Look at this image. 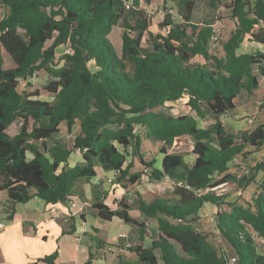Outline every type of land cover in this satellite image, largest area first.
Returning a JSON list of instances; mask_svg holds the SVG:
<instances>
[{"label":"trees","instance_id":"1","mask_svg":"<svg viewBox=\"0 0 264 264\" xmlns=\"http://www.w3.org/2000/svg\"><path fill=\"white\" fill-rule=\"evenodd\" d=\"M199 1L228 13L234 25L221 57L208 50L212 22H194L196 0H164L157 34L146 12L152 0H0L6 11L0 18V192L13 205L32 197L66 203L76 182L94 177L99 167L118 175L104 198L93 202L96 216L122 219L142 235L143 224L129 217L125 202L116 204L115 192L167 179L173 185L168 198L137 201L140 214L157 224L150 245L133 248L138 264H228L211 234L192 225L206 204L223 209L214 225L234 264H264L255 241L264 243V176L255 182L228 172L239 158L264 173V124L237 137L219 122L200 129L195 118L174 114L184 94L200 118L202 106L216 117L232 114L244 92L264 107V52L237 53L246 37L264 44V0ZM167 6L176 11L175 21ZM115 27L120 52L110 42ZM62 46L70 52L56 62ZM41 71L45 84L20 91L22 80ZM62 125L69 146L56 139ZM184 138L194 142L191 166L169 151ZM143 142L161 156L159 168L143 159ZM76 150L82 163L71 167ZM262 150L254 163L251 155ZM134 160L143 168L131 173ZM252 182L257 185L250 200H226ZM56 258L53 253L34 264H55ZM92 259L89 253L84 264Z\"/></svg>","mask_w":264,"mask_h":264},{"label":"crops","instance_id":"2","mask_svg":"<svg viewBox=\"0 0 264 264\" xmlns=\"http://www.w3.org/2000/svg\"><path fill=\"white\" fill-rule=\"evenodd\" d=\"M0 12L1 18L6 11L0 6ZM146 12H148L147 9ZM246 39L248 38L246 37ZM261 46L264 47V45ZM257 51L264 52L262 49ZM255 52H244L240 50V47L237 49L238 54ZM260 82L263 81L261 80ZM256 110L263 113L264 107L260 106L258 99L244 92L238 98L237 106L232 114L222 117L212 116L217 119L225 118L228 126L232 129L246 130L247 128L244 127L241 118L247 115L246 112H255ZM138 133L142 134V131ZM120 151H122V148ZM169 151L172 153L171 148ZM140 152L145 162L154 161L155 164L156 162L159 163L158 167L155 164L154 167H160L161 156L156 153L149 143L143 142ZM144 153L151 154L150 160L147 161ZM262 156L263 150L253 153L251 158L255 163ZM78 161L76 162L75 158H72L71 153L68 165L72 167L82 163L81 155ZM184 161L186 162L185 158ZM130 162H132V158L129 155L127 163ZM233 163L230 166L241 164L246 166L248 170L253 166L246 162L244 163V161L242 162L239 158L234 159ZM136 166H139L138 170L135 169ZM142 168L137 160H134L130 172H138ZM229 170L230 167L228 172ZM95 172L96 175L94 177L82 179L86 183L85 185L79 184V181L76 182L73 196L66 203L49 205L37 197H32L26 203L13 205L8 199L7 193L5 191L0 192V225L3 226L2 228L0 227V264H34L37 260L53 253H57L55 264H84L89 257V253L93 256L91 264H138L133 248L140 242L142 247L149 246L151 239L156 235L157 224L155 219H148L140 214L136 207L137 201L140 199L145 203H149L158 197L168 198L159 192H157L158 194L145 196L140 191L151 184H162V186H165V183L169 181L163 179L157 183L115 192L116 204L120 201L125 202L129 207L127 211L129 217L138 224H143V229H141L143 234L141 235L136 225L125 223L122 219L112 217L110 220H102L96 216L92 209V204L97 198L100 200L104 198V194L109 191L112 180L115 177L113 172H104L99 167H95ZM241 191L230 194L226 200L230 203L237 201L238 198L236 197H239L238 194L240 193L242 196ZM71 199L81 204L82 211L80 213L69 205ZM207 205H204L201 209L197 221L202 220L201 213ZM209 206L217 208L213 205ZM52 207L56 211L55 214L50 215L49 210ZM115 209L117 208L115 207ZM194 228L198 232L210 233L211 238L221 246L226 255L232 256L231 250L216 233V230L214 231L218 236L214 232L199 231L195 226ZM76 233L79 236L76 237ZM120 235L125 237L120 238Z\"/></svg>","mask_w":264,"mask_h":264},{"label":"rangeland","instance_id":"3","mask_svg":"<svg viewBox=\"0 0 264 264\" xmlns=\"http://www.w3.org/2000/svg\"><path fill=\"white\" fill-rule=\"evenodd\" d=\"M164 0H153L152 4L147 7V15L151 20L150 30L154 34H157L159 32L158 29V23L161 22L160 14L164 13L163 10V3ZM166 1V0H165ZM170 5V4H169ZM167 8H171L173 11V20L177 19L176 11L172 9V7L167 6ZM1 13V12H0ZM228 13H223V11L219 9H213L209 7V5L206 2H201L199 0H196V5L194 9V22L198 25H201V23L204 21H210L212 22V28H213V36L209 41L208 44V50L209 53L216 56L221 57L222 56V47L221 44L224 40L229 38L230 33L234 30V26L232 21L229 19ZM264 29V28H263ZM162 32V31H161ZM164 33V32H162ZM110 42L116 52H120V32L118 28H113L111 34H110ZM264 45L259 41H255L253 39H245L243 43L240 44V50L244 52H255L259 49L264 50V47L261 46ZM67 47H59L56 49L55 52V61L57 62L58 59L61 57V55L65 54L67 51ZM199 60V59H198ZM63 65L62 62H60L57 67H61ZM36 78L32 80L31 78H28L27 80H22L20 82V91H35L40 88L41 85L45 84L46 80L48 79V76L44 72H37ZM28 84L32 85V88L28 87ZM41 99H46L45 96H41ZM188 96L182 95L180 99H178L174 106V114L175 116L179 115H187L191 116L196 119L197 125L200 129H208L212 127L216 122L221 123V125L225 128L226 132L233 134L237 137H239L243 132H251L255 128H257L259 125L264 124V112L260 113L259 110H256L255 112H246L247 115L243 116L241 119L243 121L244 127L247 128L246 130L242 129H232L230 126H228L227 120L225 118L217 119L216 117L212 116V114L209 112V110L202 106L204 117L200 118L188 105ZM137 131H141L139 127H136ZM57 140H60L66 145L69 144V134L67 132V129L64 125H62L60 129V133L56 137ZM194 142L191 139H182L175 141L173 145L171 146V152L173 154L181 155L185 158L186 164L188 166H191L194 162V155L192 153V146ZM120 148V147H119ZM121 150V148H120ZM81 152L79 150H76L72 152V158H75L76 162H79ZM151 154L144 153V157L147 158V161L150 160ZM130 160V158H129ZM243 162V161H242ZM245 163V162H244ZM155 166H159V163L156 162ZM139 166H136V170H138ZM229 172L233 175L238 174V172H243L245 175H247V179L249 180H255V182H260L264 176V173H256L252 171V169L248 170L246 166H243L241 164H236L234 166H230ZM79 184H86L84 180H79ZM165 186H162V184H151L147 185L145 188L141 189V194L144 193L145 196H150L151 194H162L164 197H169L171 195V192L173 190V185L169 182L165 183ZM256 183L252 182L249 184V186L245 187V189H242L241 193L242 196L236 197L238 198V202L245 200H250L255 192H256ZM244 196V197H243ZM131 198V196H129ZM208 206V207H207ZM204 207V210L202 211V220L197 221L195 223H192L197 230L201 231H207V232H214L216 236H218L215 233V213L221 212L222 210L219 208H215L212 206L207 205ZM137 207V206H136ZM256 245L258 249L264 253V243L263 241L255 237Z\"/></svg>","mask_w":264,"mask_h":264},{"label":"built area","instance_id":"4","mask_svg":"<svg viewBox=\"0 0 264 264\" xmlns=\"http://www.w3.org/2000/svg\"><path fill=\"white\" fill-rule=\"evenodd\" d=\"M168 12H169L170 14L173 13L172 10H170V11H168ZM165 13H166V12L160 14L161 22L163 21V19H164V17H165ZM173 14H174V13H173ZM173 14H171V15L173 16ZM261 25L264 26L263 23H261ZM255 27L257 28L258 26L256 25ZM165 31H166L165 28L162 29V32H165ZM66 51H67L66 53H69V52H70V49L67 47V50H66ZM35 78H36V75L33 74V75L31 76V79L34 80ZM257 161L260 162L261 159L259 158V159H257ZM116 175H118V174H117V173H116V174L114 173V176H116ZM238 196H241V194L239 193ZM69 205H70L73 209H77V212H79V213L82 211V206H81V204L78 203L76 200L71 199V200L69 201ZM55 211H56L55 208L52 207V208L49 210V214H50V215H53V214H55ZM0 227L2 228L3 226L0 225ZM77 236H79L78 233H76V237H77ZM124 237H125L124 235H120V238H124ZM224 252H225V251H224ZM225 254H226V253H225ZM226 258H227L228 264H234V263H235V258H234L233 256H227V255H226Z\"/></svg>","mask_w":264,"mask_h":264}]
</instances>
